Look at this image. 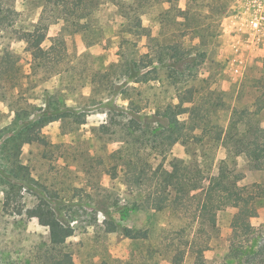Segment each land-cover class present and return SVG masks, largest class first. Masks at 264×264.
I'll return each mask as SVG.
<instances>
[{
    "label": "trees",
    "instance_id": "obj_1",
    "mask_svg": "<svg viewBox=\"0 0 264 264\" xmlns=\"http://www.w3.org/2000/svg\"><path fill=\"white\" fill-rule=\"evenodd\" d=\"M233 1L186 0L182 8L180 0H25L19 12L16 0H0V39L1 32L12 31L23 41L35 74L42 70L48 78H60L68 72L62 68L69 57L66 41L44 45L53 24L62 22L63 31L80 35L87 47L119 46V62L78 71L65 88L54 90L45 107L18 111L23 123L0 142L2 213L37 218L48 228L40 264H73L67 239L76 229L52 213L45 197L23 213L22 191H44L22 168L21 156L25 145L55 147L43 132L52 122L65 123L72 133L86 124V109L67 107L63 100V91L76 82L89 84L88 100L106 109V122L92 129L94 138L106 148L118 143L108 153L106 174L132 189L127 201L118 199L101 210L106 233L121 232L132 241L125 264H211L206 252L220 237L219 213L229 208L236 212L221 264H264V228L251 222L264 206V179L241 185L245 173L238 161L264 173V60L229 91L204 72L215 65L221 20ZM105 13L114 20H103ZM21 15L34 17L30 28L19 30ZM143 17H149V26ZM145 38L142 53L139 44ZM118 98L127 105L118 104ZM177 144L185 147V157L172 156ZM220 149L225 156L218 159ZM141 209L150 213L145 228L121 224ZM161 216L165 221L159 225Z\"/></svg>",
    "mask_w": 264,
    "mask_h": 264
},
{
    "label": "rangeland",
    "instance_id": "obj_2",
    "mask_svg": "<svg viewBox=\"0 0 264 264\" xmlns=\"http://www.w3.org/2000/svg\"><path fill=\"white\" fill-rule=\"evenodd\" d=\"M25 0H16V9L24 11ZM180 6L186 7V0H180ZM256 0H234L227 14L221 20L220 37L214 47L215 65L204 67L205 73H212L214 81L225 91L238 83L245 73L264 60V22L258 30L252 24L259 14ZM34 17L21 15L17 18L19 30L30 28ZM103 20L113 21L107 13ZM145 26L150 25L149 17H143ZM17 27L15 29H17ZM0 39V142L10 136L23 123L18 111L27 109L37 112V107L47 103L55 89L65 88L78 71L100 68L119 62V46L106 42L87 47L80 35H67L63 23L53 24L48 31L44 45L50 47L54 40L63 38L69 57L63 61L62 68L68 69L64 77L48 78L47 72L32 70V57L26 51V44L14 38L13 32H1ZM147 39L139 44L145 53ZM88 53L84 58L82 55ZM72 85V84H71ZM63 92L67 107L86 109V124L74 133L72 128L61 121L47 125L43 132L49 143L55 147L25 145L21 156L22 168L27 167L39 183L43 193L38 194L37 187L24 189L19 204L23 213L32 209L45 197L52 204V213L64 222H70L76 229L75 235L67 239L73 250V264H125L132 254V241L121 232L106 233L103 226L104 215L101 210L116 200L130 198L131 188L112 180L105 172L108 153L118 148L111 143L106 148L104 142L96 140L92 129L107 120L106 109L101 104L93 105L88 100L91 94L89 84L76 82ZM72 87V88H71ZM148 90V89H147ZM150 94V91H147ZM120 105L127 102L116 99ZM74 129V128H73ZM108 151V152H107ZM172 156L185 157V147L177 144ZM225 156L220 149L218 159ZM239 166L245 173L241 185L246 186L264 179V173L247 168L239 158ZM168 162V161H167ZM166 162V165H167ZM217 173V169H214ZM4 186L0 184V264H40L41 247L48 240L49 230L42 226L37 218L25 216L21 220L2 213ZM39 189V188H38ZM135 189V188H134ZM136 190V189H135ZM134 190V191H135ZM236 209L229 208L219 213L218 226L220 237L214 249L206 252L211 264H221L226 254V240L231 233V219ZM150 213L146 209L133 212L128 220L121 224L140 230L146 227ZM163 224L165 218H157ZM255 228H264V206L251 219ZM163 264H174L163 261Z\"/></svg>",
    "mask_w": 264,
    "mask_h": 264
},
{
    "label": "built area",
    "instance_id": "obj_3",
    "mask_svg": "<svg viewBox=\"0 0 264 264\" xmlns=\"http://www.w3.org/2000/svg\"><path fill=\"white\" fill-rule=\"evenodd\" d=\"M257 5L259 7V14L256 18V21L252 24V29L258 30L262 26V22H264V0H256Z\"/></svg>",
    "mask_w": 264,
    "mask_h": 264
}]
</instances>
